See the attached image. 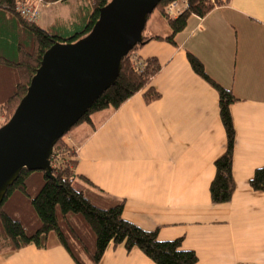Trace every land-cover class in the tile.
Returning <instances> with one entry per match:
<instances>
[{"label": "crops", "instance_id": "crops-1", "mask_svg": "<svg viewBox=\"0 0 264 264\" xmlns=\"http://www.w3.org/2000/svg\"><path fill=\"white\" fill-rule=\"evenodd\" d=\"M219 1L206 17H189L174 45L153 40L136 53L161 65L152 81L158 101L147 104L137 94L119 109L93 114L91 124H81L64 142L77 152L74 187L89 189L85 178L108 198L124 201L127 221L158 229L160 241L182 239L199 264H264V193L250 186L264 168V0ZM61 8L42 27L58 17L69 20ZM171 34L156 10L144 37ZM188 54L237 99L231 106L236 188L227 204L214 205L210 195L214 163L227 151L219 93L194 72ZM0 264L76 263L52 236L43 249L0 253ZM100 264L154 263L138 249L110 246Z\"/></svg>", "mask_w": 264, "mask_h": 264}, {"label": "trees", "instance_id": "trees-1", "mask_svg": "<svg viewBox=\"0 0 264 264\" xmlns=\"http://www.w3.org/2000/svg\"><path fill=\"white\" fill-rule=\"evenodd\" d=\"M0 0V109L10 119L26 95L33 77L40 68L44 54L56 43L76 42L91 32L99 11L110 0ZM164 0L157 11L167 19L172 34L167 38L144 37L143 43L123 59L117 83L109 88L90 108L81 124H91L93 114L107 109H119L130 98L142 94L147 104L161 97L152 81L161 70L157 59L141 60L136 53L145 44L161 40L172 45L174 37L183 31L189 17H206L221 6L219 0H188L189 7L175 19L167 18ZM65 4L69 20L58 17L50 26L30 22L19 12L24 5L34 7ZM41 16V15H40ZM152 16V15H151ZM150 16V17H151ZM149 17V19H150ZM148 19V20H149ZM194 72L219 93L220 117L227 136V151L214 163L215 177L210 195L214 205L229 203L235 193L233 156L235 129L231 106L237 101L229 91L218 86L205 73L198 59L188 54ZM61 155V165L53 170L55 179L44 172L24 169L8 189L0 206V253L21 250L34 245L46 248L55 237L76 264H100L110 246L131 252L141 251L154 264H199L193 251L183 249V240L160 241L159 230L146 231L124 218V201L108 198L87 179L89 189L74 187L77 152L63 139L54 147L53 157ZM251 188L264 193V168L255 172Z\"/></svg>", "mask_w": 264, "mask_h": 264}, {"label": "water", "instance_id": "water-1", "mask_svg": "<svg viewBox=\"0 0 264 264\" xmlns=\"http://www.w3.org/2000/svg\"><path fill=\"white\" fill-rule=\"evenodd\" d=\"M162 1L110 0L89 34L44 54L26 95L0 127V206L24 169L55 179V145L117 83L123 59L143 43Z\"/></svg>", "mask_w": 264, "mask_h": 264}, {"label": "built area", "instance_id": "built-area-1", "mask_svg": "<svg viewBox=\"0 0 264 264\" xmlns=\"http://www.w3.org/2000/svg\"><path fill=\"white\" fill-rule=\"evenodd\" d=\"M214 1V0H213ZM40 5L34 7L20 6L19 12L30 22H37L40 19ZM189 7L188 0H172L164 8V14L167 18L175 19L179 17L186 9ZM1 114V110H0ZM53 156V155H52ZM61 155L57 154L53 157L51 161V166L54 169L59 168L61 165Z\"/></svg>", "mask_w": 264, "mask_h": 264}, {"label": "rangeland", "instance_id": "rangeland-1", "mask_svg": "<svg viewBox=\"0 0 264 264\" xmlns=\"http://www.w3.org/2000/svg\"><path fill=\"white\" fill-rule=\"evenodd\" d=\"M73 4H74V1L72 0L69 3V5L72 6ZM64 5L65 4H59L58 7H56V6H44V7H41V9H40V15L41 16H40L39 24L41 26L49 25L53 21L54 16H55L57 10L60 9V7H63V9L61 8V10H62L61 14H63V13L65 14L66 11H65ZM10 119H7V116L5 114H3L2 111H1V114H0V127L5 125ZM63 141H64V138H63ZM0 247H2V243L1 242H0Z\"/></svg>", "mask_w": 264, "mask_h": 264}]
</instances>
